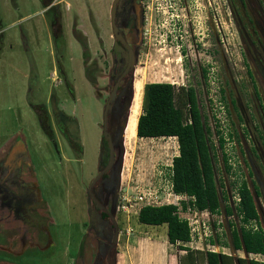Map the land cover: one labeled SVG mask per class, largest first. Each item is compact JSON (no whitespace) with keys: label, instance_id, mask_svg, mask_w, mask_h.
I'll list each match as a JSON object with an SVG mask.
<instances>
[{"label":"rangeland","instance_id":"374dc122","mask_svg":"<svg viewBox=\"0 0 264 264\" xmlns=\"http://www.w3.org/2000/svg\"><path fill=\"white\" fill-rule=\"evenodd\" d=\"M62 1L65 34L61 36V44L53 47L46 34L45 15L40 13V0H0V40L6 45L0 57V160L15 134L21 136V142L9 148L5 166L0 165V177L4 178L5 171H9V186L24 197L25 203H31L38 195L37 208L29 209L27 216H20L17 205L14 212L12 207L5 215L1 212L3 219L11 223L7 232L0 223V230L11 238L4 247L11 256L18 255V264H67L71 257L74 264H101L112 239V228L103 229L100 213L88 195V185L101 168L99 146L104 105L120 68L115 61L119 64L120 58L111 36L110 0H87L93 6L94 2L101 3L102 11L96 18L90 13V4L84 8L83 0ZM142 3L145 24L135 59L134 79L131 75L134 96L136 83L143 87L149 82H170L175 87L195 89L200 112L203 119L206 117L215 146L213 168L217 192L226 199L227 205H234L236 180L224 167L206 74L211 65L231 127L232 147L241 170L240 183L245 181L251 187L252 177L248 172L253 166H246L250 154L248 141L243 122L230 104V99H234L241 113L243 69L239 27H242L241 7H245L239 0H230L229 12L227 0H142ZM32 23L36 25L38 37L32 38L34 49L29 46L24 52L20 47L19 51V28L22 26L31 38ZM8 44H12V50ZM51 71L52 75L46 78ZM142 94L133 98L130 112L133 104L141 106ZM51 96L55 97L56 108L64 112L71 139L81 145V155L73 147L64 145L54 126L52 131L60 158L52 155L55 145L47 138L38 118V105L49 108ZM141 111L142 107L140 114ZM244 120L249 127L251 120L247 117ZM177 153L175 138L135 137L129 141L124 133V146H116L114 190L121 185L163 188L161 173L169 168ZM3 197L4 194L0 195V209ZM115 202L114 198L113 206ZM220 209L222 213L225 211L224 201ZM223 214L218 215L222 217L221 226ZM115 218L120 222V233L113 264H143L142 255L148 242L166 240L165 224L145 225L138 221L137 215H116ZM234 220L238 218L234 216ZM226 230L229 236L227 225ZM25 236L28 242L24 240L21 249L34 247L37 260L33 255L30 259L20 256L14 237ZM221 239L226 241L227 237ZM178 244H165L162 256L166 255V248L169 253L179 252Z\"/></svg>","mask_w":264,"mask_h":264},{"label":"flooded vegetation","instance_id":"af4514ba","mask_svg":"<svg viewBox=\"0 0 264 264\" xmlns=\"http://www.w3.org/2000/svg\"><path fill=\"white\" fill-rule=\"evenodd\" d=\"M87 0H83L84 8L90 4L91 9L90 13L96 18V15L102 11L101 3L94 2V6L92 2L89 3ZM240 5L244 6L245 8L241 7V23L242 27L240 28L239 32V42H240V49H241V64H242V80L241 83V103H242V110L241 113L238 111L236 102L234 99H230V104L234 110H236L237 118L243 122L242 129L245 135L246 140L248 141V148L250 151L249 160L246 163V166H253L251 171L249 170L248 174L249 177H252L251 180V187L247 183L249 187L256 211V218L255 227L253 231L259 237V251L256 254V264H264V0H239ZM42 10L40 13L45 15V22L47 27V35L50 36L52 40L53 47H57L58 44H61V36L63 33V23H62V12L60 10V4L64 3L62 0H40ZM68 5V4H67ZM95 7V9H94ZM227 7L228 12L230 11V0H227ZM94 9V10H93ZM112 10L114 13L112 19ZM77 11V10H76ZM39 13V14H40ZM109 22L111 26V36L113 37V48L115 52L117 51L118 56L120 58V63H117V59H115L117 66L119 65V73L115 76V80L113 86L110 90V93L106 99L105 105L108 101V98L111 92L115 91V96L110 104V109L108 112V118L106 123V132L107 135H104V123H103V113L105 109H103L102 113V138L101 143L99 146V154H100V165L101 168L99 172L95 175L92 179L90 184L88 185V195L90 200L92 201L93 207L100 213V220L103 221V229L107 228L110 230L112 228L111 222L108 221V216L105 212L100 210L96 207L92 195L98 200L101 201L108 210L112 208V204L115 198L116 204L118 202V195L119 189L114 190L116 188L115 177V160H116V146L119 145V138H118V118H116L117 109L115 106L119 105V107L125 103L126 97L128 96V90L131 88V71L126 72V67L128 65L129 59V50L125 47L124 43L121 40H117L114 36V29L113 26L117 29V32L120 34V37L125 41L127 46L133 51L135 59L137 56V51L139 50V44L141 45L142 40V29L144 28L145 24V9L142 3V0H110L109 8ZM75 14H78L75 12ZM31 20V19H26ZM24 21V22H25ZM74 28H77L75 25ZM36 25L31 24V38L28 37L27 33H24V28L22 26L19 28L18 31V50L20 47L24 48V52L28 50L29 46L34 49L33 45L35 42H32V38L37 37V31L35 32ZM73 29H71L72 31ZM84 32V30H82ZM33 34V35H32ZM141 34V35H140ZM30 38V39H29ZM10 50H12V44H8ZM5 43L3 40H0V57L2 52L5 50ZM20 51V50H19ZM29 58L31 59L30 53L28 54ZM32 60V59H31ZM52 75V71L47 75L46 78H49ZM36 80V79H35ZM71 90V89H70ZM72 91V90H71ZM51 109L45 107L44 105L41 107L38 105V118L43 126V130L46 133L47 138L49 141L54 144V151L53 156L60 158V152L58 150V144L55 139V135L52 131V126L56 128V131L61 136L62 140L64 141V145L66 144L68 147H73L74 151L79 155H81L82 147L80 144L73 141L70 135L67 132L65 127L66 117L64 112L61 109L56 108L55 104V97L51 96ZM244 117L251 120V124L249 127L247 121L244 120ZM66 119V120H65ZM245 123V124H244ZM252 133L254 138H252ZM109 136V137H107ZM110 138V139H109ZM109 141L113 143V150H114V165L113 167L106 172H102L103 169L107 166L109 158H110V147ZM21 142V136L19 133L15 134V136L9 141L8 146L5 148L7 151L4 150L2 153V160H0V165L6 164V157L10 154L9 148L12 149L13 146L17 145ZM57 145V146H56ZM242 146V145H241ZM243 148V147H242ZM12 152V151H11ZM243 152V151H242ZM254 169V170H253ZM8 170L5 171L4 178L0 177V195L4 194L2 201L3 207L0 209L1 212L5 215L8 212V208H11L13 211L14 208L18 207V212L20 216H27V212L29 209H33V207L37 208V204H35V199L38 198L36 194L34 199L31 203L23 200V196L17 192L13 191L9 186L8 181ZM101 172L99 178H97L98 174ZM14 180V179H13ZM14 183L17 180L13 181ZM115 191V192H114ZM31 196V194H30ZM34 196V195H33ZM33 198V197H32ZM224 198V196H223ZM225 199V198H224ZM224 201V208H231V214L228 212L226 213L228 216L232 215V207L227 205L226 199ZM17 205V206H16ZM220 211V210H219ZM236 212V207L234 209ZM213 214V213H211ZM217 214V213H216ZM15 217V214H12ZM219 215V214H218ZM238 215V214H237ZM234 216L232 215L233 225L230 224L231 231L236 230L238 231L240 228V215H238V220H234ZM0 223L4 231L7 232L9 225L11 224L8 219H3L1 215ZM51 223H53L51 221ZM118 227L120 230V222H118ZM51 226V225H50ZM1 229V228H0ZM102 229V230H103ZM110 236V232H108ZM223 235V230L221 231ZM222 235L216 233V237L221 238ZM49 237V236H48ZM28 236L26 237H14L17 241H14V244L20 248V256L25 257L27 256L28 259L34 256V254L38 253L34 250V247L26 246L21 249L22 245L24 244V240L28 242ZM11 239L9 236L6 235L2 230H0V264H18L17 260L19 259L18 255H10L8 251L5 249L4 245H7L8 240ZM51 239V238H50ZM51 244V242H50ZM53 246V245H52ZM243 247V246H242ZM217 252V251H215ZM40 253V252H39ZM17 254V253H16ZM68 254V253H67ZM224 254V253H223ZM229 256V255H228ZM70 258V257H69ZM230 264H234L233 257L230 256ZM35 259V256H34ZM238 259H236V263L238 264ZM37 260V259H35ZM242 261V260H241ZM67 264H74V257L67 262ZM101 264H109L107 260L102 262ZM243 264V262L241 263ZM250 264V263H249Z\"/></svg>","mask_w":264,"mask_h":264},{"label":"trees","instance_id":"16d2710c","mask_svg":"<svg viewBox=\"0 0 264 264\" xmlns=\"http://www.w3.org/2000/svg\"><path fill=\"white\" fill-rule=\"evenodd\" d=\"M205 71V70H204ZM131 88L125 103L117 109L118 131L123 127ZM142 111L137 119L136 135L139 138L176 137L178 154L172 158V183L175 193L193 196L197 210H209L213 214L220 213L219 194L214 176L213 161L216 152L211 140V130L206 117L200 112L197 95L193 87H175L170 82H149L143 86ZM217 133L218 130H216ZM223 139L218 137L219 147L223 148ZM223 152V150H222ZM224 167L230 172L225 153H222ZM240 202L236 205V212L241 216V225L238 231H231L233 243L236 248L243 246L246 252L257 253L259 237L253 229L243 225L256 218L253 197L247 183L242 181L238 188ZM226 197L225 194L222 197ZM183 206L186 202L182 201ZM225 212L231 214V208ZM175 205H161L156 207L145 206L138 215L140 223L146 225H166V236L170 244H178L180 250H185V259L188 264H199L200 251L193 250L184 245L191 241L188 223L176 213ZM205 264H229L230 256L221 252L205 251ZM197 259V260H196ZM243 260L238 259V264ZM250 264H256L250 261Z\"/></svg>","mask_w":264,"mask_h":264},{"label":"built area","instance_id":"2783aa9c","mask_svg":"<svg viewBox=\"0 0 264 264\" xmlns=\"http://www.w3.org/2000/svg\"><path fill=\"white\" fill-rule=\"evenodd\" d=\"M213 67L209 65L206 74V80L208 83V90L210 94V103L213 109V118L216 130L219 132V136L223 139V152L227 157V163L230 166L231 177L236 180L234 185V206L240 202V195L238 188L241 181V170L237 160V155L232 147L231 127L226 113L225 103L220 94V89L217 83V78L213 76ZM172 164L169 165L162 172V178L165 189H154L152 187H139L134 188L120 186L118 202L116 206L117 216L138 215L139 211L145 206H161V205H175L177 207L176 213L180 219L186 220L189 227L191 241L189 243H197L198 241L208 240L213 236V230L211 222L214 224L215 233L221 235L222 231V217L218 214H211L209 210H197L194 204L190 205L189 201H194L193 196H188L182 193H175L172 183ZM164 169V168H162ZM238 181V182H237ZM170 197V199H169ZM173 197V199L171 198ZM182 201L186 202L184 207ZM219 217L218 219H216ZM241 218V216H240ZM124 220V219H123ZM241 223V221H240ZM248 229H254L255 221L249 220L243 225ZM213 245H208V248L212 249Z\"/></svg>","mask_w":264,"mask_h":264},{"label":"crops","instance_id":"0c3cea01","mask_svg":"<svg viewBox=\"0 0 264 264\" xmlns=\"http://www.w3.org/2000/svg\"><path fill=\"white\" fill-rule=\"evenodd\" d=\"M146 138H149V137H146ZM160 138H163V137H160ZM168 138H175L176 139V137H168ZM232 212H233L232 215H235L236 217H238V215L235 213L234 210H232ZM220 214H223L221 209H220ZM224 214L222 215L223 216V224H222L223 229L222 230H223L224 234L223 235L221 234V235L224 237H227L226 241L222 240L221 238H219V240H218V238L214 237V235H213L208 240L198 241L197 243H191L190 246L188 245L191 249L200 251V254H198V258H199L198 263L199 264H205L204 258H203L204 257L203 253L205 254V251H207V250L208 251H217V252H221V253H224L226 255L232 256L234 264H237L236 263L237 258L243 260V264H249L250 261H256V254L255 253L246 252L242 246L239 248L235 247L231 234L228 236V232L226 230V225L228 226L229 233L231 230L230 224L235 226L233 224L232 219H230L232 217V215L228 216L227 214H225L226 215L225 216ZM225 223H226V225H225ZM215 236H216V234H215ZM165 239L166 240H164V241L154 239V241L150 240V242H148V244H147L148 247L145 250L146 253H144L142 255V260L144 262L143 264H188V262L184 258L186 255L185 250L179 249V252L169 253L167 248H166V255L164 257L162 256V253H161L162 247L165 244L166 245L170 244L167 241V236ZM208 245H213L214 247L212 249L211 248L209 249ZM229 264H230V261H229Z\"/></svg>","mask_w":264,"mask_h":264},{"label":"water","instance_id":"95a60500","mask_svg":"<svg viewBox=\"0 0 264 264\" xmlns=\"http://www.w3.org/2000/svg\"><path fill=\"white\" fill-rule=\"evenodd\" d=\"M112 19H113V16H114V13H113V10H112ZM113 29H114V36L117 40H121L125 47L129 50V59H128V65L126 67V72L128 71H131V73L133 74V79H134V72H135V56H134V53L133 51L130 50V48L127 46V44L125 43V41L120 37V34L117 32V29L115 28V26H113ZM133 79H132V83H133ZM114 96H115V91L113 90L108 98V101L105 105V109H104V113H103V123H104V130H103V133L104 135H107V132H106V123H107V118H108V112H109V109H110V104L112 103L113 99H114ZM133 98H134V91L132 89V84H131V91H130V96H129V103H128V107H127V114L125 116V120H124V124H123V127L122 129L119 131L118 133V138H119V145H122L124 146V133H125V129H126V126H127V122H128V118H129V115H130V107H131V104H132V101H133ZM109 137V136H107ZM110 139V138H109ZM109 147H110V158H109V161H108V164L107 166L103 169L102 172H106V171H109L113 165H114V150H113V143L111 141H109ZM124 159V158H123ZM119 173V177H120V172L118 171ZM101 175V172L98 174L97 178H99ZM219 201H220V205H221V202H223V199L221 198V196H219ZM92 199L96 205V207H98L100 210H102L103 212H105L111 222V225H112V239L110 241V243L108 244V247H107V250L105 252V260H107V262L109 264H113V254L116 252V245L118 243V239H119V227H118V223H117V220L115 218V216L117 215V210H116V206L117 204H115L114 206L112 205V210L114 212H112L111 210H108L106 208V206L101 202V201H98L93 195H92ZM116 203V202H115ZM231 207L232 209L234 210L235 207L233 204H231ZM225 210V209H224ZM223 213L226 214V212L224 211ZM99 218H100V215H99ZM211 225H212V230H213V235L214 237L215 236V228H214V224L213 222H211ZM244 248V247H243ZM244 250L246 251V249L244 248Z\"/></svg>","mask_w":264,"mask_h":264},{"label":"bare ground","instance_id":"6f19581e","mask_svg":"<svg viewBox=\"0 0 264 264\" xmlns=\"http://www.w3.org/2000/svg\"><path fill=\"white\" fill-rule=\"evenodd\" d=\"M135 90H136V92H135L134 99H136L135 97H137V95L139 96L140 93L142 94L143 87L139 83H136L135 84ZM139 102H141V101L139 100ZM140 109H141L140 105H134V104L131 108V112H130V115L128 118L126 130H125V137L129 141L135 137H138L136 135V124H137V119L140 115Z\"/></svg>","mask_w":264,"mask_h":264}]
</instances>
